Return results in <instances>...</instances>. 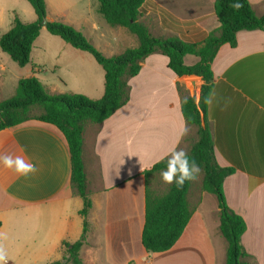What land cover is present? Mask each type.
Listing matches in <instances>:
<instances>
[{
  "label": "crops",
  "instance_id": "crops-1",
  "mask_svg": "<svg viewBox=\"0 0 264 264\" xmlns=\"http://www.w3.org/2000/svg\"><path fill=\"white\" fill-rule=\"evenodd\" d=\"M215 1L148 0L141 21L154 36L201 45L220 27ZM248 1L258 16H264V0ZM45 2L48 6L49 0ZM86 26L91 32L85 36L107 57L138 46L137 38L123 28L111 38V32H101L96 19ZM36 44L37 40L31 64L22 68L34 66L35 71L23 78L35 76L51 95L103 97L105 72L90 54L76 49L75 58L63 63L60 53L40 49L33 58ZM184 62L194 65L199 58L186 56ZM168 65L162 53L149 56L129 80L128 103L102 124L85 128L83 160L92 207L80 251L84 264H225L218 204L205 192L196 197L189 192L193 215L173 248L149 253L142 244L147 187L157 194L169 189L158 191L154 175L161 172L148 179L144 173L167 160L173 150L188 153L197 140V129L187 125L181 101L183 95L198 94L201 82L194 76H176ZM48 69L64 76H46ZM211 69L214 84L207 115L215 160L221 168L233 170L223 182L225 199L246 223L242 245L248 262L264 264V31L238 32L235 47L223 45ZM5 77L0 61V102L11 98L2 97L14 90ZM4 154L22 156L38 168L25 178L0 164V246L6 264L60 261L61 244L74 243L83 233V200L71 182L65 137L55 126L31 120L0 131V155Z\"/></svg>",
  "mask_w": 264,
  "mask_h": 264
},
{
  "label": "trees",
  "instance_id": "trees-1",
  "mask_svg": "<svg viewBox=\"0 0 264 264\" xmlns=\"http://www.w3.org/2000/svg\"><path fill=\"white\" fill-rule=\"evenodd\" d=\"M26 1L35 11L36 21L23 23L16 18L13 28L0 37V50L18 67L31 64L33 44L45 28L71 47L90 54L105 72V92L99 100L73 93L51 95L35 76H30L18 81L14 96L0 102V131L36 120L55 126L67 142L71 182L83 200L80 211L83 233L74 243L64 241L61 244L62 259L49 264H84L80 251L89 232L88 215L92 207L83 160L85 128L89 124H102L128 103L129 80L140 73L142 63L155 53L168 57V66L176 76H194L201 82L198 94L183 95L181 101L187 125L197 129V140L191 145L188 155L195 159L203 173L202 192L213 195L217 200L219 232L226 242L225 264H250L249 255L242 245L246 223L228 207L223 191V182L233 170L221 168L216 163L207 110L214 84L211 64L219 49L225 44L235 47L236 35L240 31H264V16H258L248 0H216L215 15L220 27L199 45L178 37L164 38L151 34L148 26L141 22L148 0H98V12L107 24L112 28L125 29L138 41L136 48L107 57L81 31L62 22L49 21L45 0ZM234 3H241L243 7L235 10L230 7ZM186 56H195L199 62L186 65ZM32 71L34 73V66ZM35 108L40 109L39 115L32 114ZM166 167L167 160H164L146 171L145 177L148 179ZM191 184L192 181H186L179 189L172 184L164 194H157L147 187L142 232V244L147 252H166L182 236L193 215L188 202Z\"/></svg>",
  "mask_w": 264,
  "mask_h": 264
},
{
  "label": "rangeland",
  "instance_id": "rangeland-1",
  "mask_svg": "<svg viewBox=\"0 0 264 264\" xmlns=\"http://www.w3.org/2000/svg\"><path fill=\"white\" fill-rule=\"evenodd\" d=\"M0 2L3 5V10L2 12H0V37L13 28L14 21L16 18H18L24 23H32L35 22L37 19L35 11L26 0H0ZM98 6V0H49V5L47 6V19L52 18L53 20H56L58 22L73 26L77 30L81 31L84 35H88L89 32H91V28L87 27L86 24L96 19L97 22H99L101 25V32H105V30L111 32L110 37L112 38V34H114L113 32H119L121 30L119 28H112L106 23V21L98 13ZM128 40L129 39H127V44H131V41ZM40 49H46L51 53L55 54L60 53L61 55L58 57V60L63 63L74 59L75 56H73V54L77 51L70 45L63 42L61 39L49 34L46 29L42 30L39 38L37 39V44L34 46L33 58H35L37 50ZM89 57L93 59L91 55H89ZM47 58L51 59L53 57L48 56ZM0 61L5 64V81L7 83V86L10 85L12 89L14 88V90L10 91V93H6L5 95L3 94L2 98L4 99L5 97L15 95L19 78L28 76V74H30L32 71V66H29L26 69L18 67L10 59V57L7 54H4L1 50ZM45 74L46 76H52L51 78L57 77L60 74L61 76H64V73H57L54 71V69H50V71L49 69L46 70ZM40 113L41 111L38 108H35L32 112V114L35 116L39 115ZM154 177L157 184L159 183L160 185L158 190L160 193H163V190L166 187H170L172 185L164 183L159 173L154 175ZM202 178L203 173L201 172L199 179L192 181L190 193L193 197H196L198 194H200V192H202ZM215 203H217L216 198Z\"/></svg>",
  "mask_w": 264,
  "mask_h": 264
},
{
  "label": "clouds",
  "instance_id": "clouds-1",
  "mask_svg": "<svg viewBox=\"0 0 264 264\" xmlns=\"http://www.w3.org/2000/svg\"><path fill=\"white\" fill-rule=\"evenodd\" d=\"M235 10L243 7L241 3L230 5ZM185 128L184 132L187 133ZM0 164L7 169L12 170L18 176L28 178L35 175L38 168L35 164L29 163L22 156H13L11 154L0 155ZM141 172L143 169L141 168ZM201 169L194 158H190L184 149L173 150L167 159V167L162 170L160 175L162 181L166 184H175L176 187L182 188L186 181H195L199 179ZM7 255L2 246H0V264H6Z\"/></svg>",
  "mask_w": 264,
  "mask_h": 264
}]
</instances>
